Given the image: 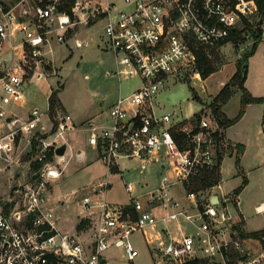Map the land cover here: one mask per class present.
Here are the masks:
<instances>
[{
	"label": "built area",
	"instance_id": "1",
	"mask_svg": "<svg viewBox=\"0 0 264 264\" xmlns=\"http://www.w3.org/2000/svg\"><path fill=\"white\" fill-rule=\"evenodd\" d=\"M259 1L18 0L10 4L0 0V174L9 173L14 179L19 169L24 171L22 181L0 196V264H108L105 252L113 245L122 247L133 261L138 250L130 237L136 232L152 244L158 264L264 261V235L253 238L259 246L252 250L228 208L237 206L238 194H222L212 204L210 195L198 197L203 190L185 187L201 169L219 167L224 157L238 153L226 128L211 109L177 118L176 110L160 113L156 107V94L170 77L198 73L199 48L210 56L226 45L242 43H234L231 35L240 31L245 37L249 27H264ZM98 23L103 36L99 48L113 54L114 74L137 76L141 85L108 107V124H89L88 144L110 172L118 158L143 163L170 159L168 164L160 161L167 172L160 185L141 196L129 195L126 204L105 198L106 178L83 186L86 191L81 195L71 191L68 201L58 200L54 191L66 164L61 165L63 156L55 149L75 128L71 116L63 114L44 135L38 126L41 112L48 110L12 111L25 102L27 80L37 71L46 77L53 47H67L70 42L80 47L79 30ZM262 124L264 137V119ZM29 153L30 159L22 161L21 154ZM177 183L184 189L180 197L172 191ZM124 185L128 193L134 188L131 182ZM69 205L79 209L74 224L62 216ZM180 220L194 233L180 225L178 235L166 228ZM159 224L164 227L154 243L146 229L156 231Z\"/></svg>",
	"mask_w": 264,
	"mask_h": 264
},
{
	"label": "rangeland",
	"instance_id": "2",
	"mask_svg": "<svg viewBox=\"0 0 264 264\" xmlns=\"http://www.w3.org/2000/svg\"><path fill=\"white\" fill-rule=\"evenodd\" d=\"M8 1L13 4L18 0ZM118 2L120 3L121 0ZM248 30L242 43L234 46L226 45L218 52V58L214 62L216 69L206 78H201L199 73L196 74L194 71L184 72L177 78L170 77L156 94V107L159 108L160 113L176 110L177 118H190L198 111L212 110L221 85L230 81L231 73L235 72L239 60L247 63L245 86L249 92L253 95L264 93V27L260 30L262 39L254 53L245 59L254 41L253 30L250 27ZM76 38L81 41L80 47H74L73 42L69 43L71 46L53 47L55 53L52 55L53 61L44 71L46 77H42L38 82L35 81L36 76L29 79L26 91L33 106L36 105L40 110L46 111L45 93L47 89L61 87L58 96L63 106L62 108L56 107L52 120L55 123L59 117L68 113L72 116L76 130L82 136H86L85 131L90 132L88 129L90 123H95L98 126L108 124L107 111L110 102L119 96L132 93L141 85V79L137 76L123 77L114 74L117 65L113 54L99 48L100 41L103 39L102 23L81 28ZM231 90L232 93L235 92L224 104L223 109L229 116L234 117L239 110L241 90L236 86H232ZM262 114V107L258 103H253L247 108L244 120L238 123L236 121L237 124L227 131L228 135L238 133L247 137L246 153L240 164L245 168L244 174L247 176L248 182L239 195L240 210L245 216L247 230L264 226V213L255 212V206L264 202V168L252 171L248 169L258 162L256 154L264 145ZM51 127L52 121L48 113L41 112L38 130L46 132L44 135H47L51 131ZM24 143L28 144L26 139ZM73 155L66 159H60L62 166L68 162L66 165L68 170H63L61 182L58 181L60 183L56 185L58 200L68 201L71 193L69 187H72L71 190L76 189V195H81L86 191L83 186L90 187L106 178V165H102L99 161L74 171L73 168L76 164L73 162ZM31 156V153L21 154V160H29ZM235 158L236 155L227 156L221 162L222 187L226 191L241 184L242 176L236 170ZM118 161L122 176L109 177L111 190L108 193V198L124 201L128 200L129 195L141 196L145 191L157 188L165 176L164 174L167 173L161 167L160 161L168 164L170 159L160 158V161H154V165L151 161L145 164L136 158L123 157L118 158ZM18 173L20 176L16 173L14 179L10 177L9 173L0 174V196L7 193L15 183L22 181L24 171L19 169ZM129 182L134 187L130 193L125 190L124 185ZM177 189H179L178 186ZM210 189L209 187L203 190L198 194V197L208 194L212 191ZM58 190L64 194L58 193ZM67 191L70 192L66 193ZM177 192L180 191L177 190ZM72 208L75 206L73 205ZM130 241L138 250L137 257L130 261L126 258L122 247L113 245L105 252L109 264H156L153 253L142 241L140 233H134L130 237ZM249 243L253 247L258 245V242L254 240H250Z\"/></svg>",
	"mask_w": 264,
	"mask_h": 264
},
{
	"label": "crops",
	"instance_id": "3",
	"mask_svg": "<svg viewBox=\"0 0 264 264\" xmlns=\"http://www.w3.org/2000/svg\"><path fill=\"white\" fill-rule=\"evenodd\" d=\"M247 71H248V67H247ZM233 72L234 71H232V73H231V75L233 74ZM230 75V76H231ZM32 78H35L34 76L32 77ZM45 78V77H44ZM31 79V78H30ZM42 78H35V81L36 82H38V81H40ZM246 80H247V76H246V79H245V82H244V86H245V83H246ZM28 81L29 80H27V82L25 83V85H24V97H25V102H24V104H23V106L21 107V108H19V107H12V111L13 112H15V113H19V114H25V113H27V112H29L32 108H34V107H37L36 105H34L33 106V104L30 102V98H28V96H27V91H26V85H27V83H28ZM225 84V83H224ZM223 84V85H224ZM223 85H221V87L223 86ZM220 87V88H221ZM246 87V86H245ZM220 90V89H219ZM50 91H51V89L49 88V89H47V91H46V93H45V97H46V100H47V109L46 110H48V97H49V94H50ZM249 91V90H248ZM235 92V91H234ZM233 92V93H234ZM253 95V94H252ZM253 96H264V93H261V94H257V95H253ZM60 99V98H59ZM61 101V100H60ZM115 101V99L114 100H112L111 102H110V105L113 103ZM228 101V100H227ZM226 101V102H227ZM225 102V103H226ZM224 103V104H225ZM253 103H255V102H253ZM253 103H248V104H246V106H245V109H244V113H243V115H242V117L237 121V123L238 122H242V120H244V118H245V116H246V110H247V108L249 107V106H251V105H253ZM62 104V103H61ZM224 104H222L221 105V110H222V112L228 117V118H233V117H231V116H229L226 112H225V110L223 109V106H224ZM261 107H262V112H263V110H264V106H263V104H261V103H258ZM109 105V106H110ZM62 106H63V104H62ZM108 106V107H109ZM39 108V107H38ZM68 114V113H67ZM70 115V114H69ZM71 116V115H70ZM71 118H72V116H71ZM262 119H263V114H262ZM237 123H235V124H232V125H230V126H228V127H226V129H225V134H226V136L230 139V140H232L234 143H236V144H242L243 145V152L240 154V161L242 162V159L244 158V155H245V153H246V141H247V137L245 136V135H243V134H233V133H230L229 135H228V133H227V131H228V129H230L232 126H234V125H236ZM83 133V132H82ZM85 133H87L86 134V136H82L81 135V133H79V131H77L76 130V128H74L73 129V131H69L68 133H67V135H66V137H65V141L66 142H64V144H66V149H65V152H64V154L62 155L63 157H62V159H66V158H68V156H71L72 154H74L73 155V162L76 164V166H75V168H73V170L74 171H77V170H79V169H82V168H84V167H86V166H89L90 164H92L93 162H96V161H99V162H101L102 163V165H103V162L98 158V153H97V150L93 147V146H91L90 144H88V142H87V138H88V136H89V132H86L85 131ZM236 135V136H235ZM227 157V156H226ZM225 158V157H224ZM223 158V159H224ZM71 159V158H70ZM222 159V160H223ZM256 161H258L256 164H254V166H252L251 168H248V169H250L251 171L252 170H261L262 168H264V145L260 148V150L258 151V153L256 154ZM222 162V161H221ZM73 163V164H74ZM146 164V163H145ZM155 164V162H153L152 163V165H154ZM66 165H68V162L66 163ZM65 165V168H64V170H68V166H66ZM74 166V165H73ZM239 166H240V168H239V170H240V175L242 176V175H245L244 173H245V168H244V166H242L240 163H239ZM67 167V168H66ZM117 172H110L108 169H106V167H105V170L107 171L106 172V179H107V181H108V183L110 184V182H109V177L111 176H117V175H121V169H120V165H119V161H118V165H117ZM237 170V169H236ZM219 171H220V176H221V163H220V166H219ZM238 172V171H237ZM65 174V173H64ZM165 176H166V173L164 174ZM66 176V175H65ZM122 176V175H121ZM245 177L247 178V176L245 175ZM241 181H242V179H241ZM61 182V181H60ZM59 182V183H60ZM247 182H248V180H247ZM58 183V184H59ZM108 184V187H107V189H106V191H105V198L109 201V202H112V203H117V204H126L127 202H128V200H124V201H116V200H114V199H110V198H108V193L110 192V190H111V188H110V185ZM133 185V184H132ZM177 186L179 187V189H177ZM245 186V185H244ZM244 188V187H243ZM69 189H70V191H73V190H76V189H73V190H71L72 189V187H69ZM234 189L235 188H233V189H230L229 191H226V190H224L223 189V187H222V177L220 178V182H219V184L217 185V186H213V187H211V189L210 190H212L211 192H209L208 194H206V195H210L209 197L211 198L213 195H217L218 197H220L222 194L224 195V194H231V193H234ZM177 190L178 191H180L179 193L177 192ZM182 190H184L183 189V186L180 184V183H177L173 188H172V191L174 192H172L173 194H175V195H178L179 197L181 196V194H182ZM70 191H67L66 193H68V192H70ZM176 191V192H175ZM55 195H56V197H57V190H56V187H55ZM60 192V194H64V193H61V190H58V193ZM241 192V191H240ZM239 195H240V193L237 195L238 196V203H237V206L235 205V204H233V205H231V204H229L228 205V208H229V210L233 213V218H234V220L236 221V222H238V225L239 226H241V229H242V231L244 232V233H250V232H253V231H258V230H264V226H261V227H258V228H256V229H254V230H247L246 229V219H245V216H244V214L242 213V211L240 210V197H239ZM128 198H129V196H128ZM72 206L73 205H69V206H67V208H65V209H63L64 210V212L62 213V216L64 217V218H67L68 219V221H67V223H69V224H74L75 223V217H76V215H77V212H78V210L79 209H77L76 207L75 208H72ZM260 207H264V202H261V203H259L258 205H256L255 206V212L256 213H264V211H261V212H258L257 211V209L258 208H260ZM177 225H180V227L181 228H183V229H186L187 231H189V232H193L194 233V230L190 227V225L189 224H187V223H185L184 221H182V220H180V221H178V223H176V222H169V223H167L166 224V228H168L170 231H171V233L172 234H179V231H178V228H177ZM164 227V224H159V225H157V227H156V231L154 230V229H152L151 227H148L147 229H146V231H147V234H148V236H147V238L149 239L150 237H152V241H154V243H156V240H155V237L158 235V233H157V231H159V230H162V228ZM189 229H191V230H189ZM163 232V231H162ZM141 239H142V241L147 245V247H148V249L150 250V252L152 253V250H151V248H152V244L150 245V244H148V243H146L145 241H144V239H143V237H142V234H141ZM246 240H248V244H249V246L252 248V250H255V251H257L258 250V245H256L255 247H253L249 242H250V240H254V241H258V239H253V238H246ZM106 256V255H105ZM106 258L108 259V257L106 256ZM264 262V261H263ZM262 262V263H263ZM109 264V263H108ZM156 264H158L157 262H156Z\"/></svg>",
	"mask_w": 264,
	"mask_h": 264
},
{
	"label": "trees",
	"instance_id": "4",
	"mask_svg": "<svg viewBox=\"0 0 264 264\" xmlns=\"http://www.w3.org/2000/svg\"><path fill=\"white\" fill-rule=\"evenodd\" d=\"M259 12L261 14H264V0H260L259 1ZM261 29H256L252 31V35H253V44L251 46V49L249 51V53L246 54L245 59H248L249 56H251L258 43L260 42V40L262 39V35L260 32ZM234 43H239V42H243V37L241 36V32H237L234 35H231V37ZM218 58V52H213L210 56L206 55V53H204L202 48H199L196 51V63H197V71L199 73V75L201 76V78H206L208 75H210L211 73H213L216 69V67L214 66V62L216 61V59ZM247 76V63H243V61H238L237 62V66H236V70L235 72L232 74L230 81H228L227 83H225L220 90L218 91L216 97H215V101L216 103H214L212 105V111L214 112V114L216 115V117L219 119V122L226 128L232 124H234L236 121H238L243 113H244V109L246 104L248 103H261L264 106V96H253L248 89L244 86V82ZM232 86H236L238 89L241 90V96H240V106H239V110L238 113L233 117V118H228L221 110V105L224 104L233 94L231 87ZM61 87L58 88H52L50 87L51 91L48 97V115L52 121L53 124L54 120H52V115L55 113L56 111V107L59 106L62 108V104L61 101L59 99L58 96V91ZM263 119H264V110H263ZM237 149H238V153L236 154V158H235V167L238 171V174L240 173V154L243 152V145L242 144H236ZM52 155V153H49L47 158H50ZM41 163V161H38L35 163V166H39ZM111 172H117V168H113L111 170ZM220 171H219V167L218 165H214L212 167H205L203 169H201L199 171V173L193 175L192 177L189 178L188 182L185 183V187L186 189L190 190V191H201V190H205L209 187H212L214 185L219 184L220 182ZM247 184V178L245 177V175H242V181L241 184L236 187L234 189V193L235 194H239L240 191L243 189L244 185ZM240 225V224H239ZM237 225L236 227L238 228L240 235L243 238H260L264 235V230H258V231H253L250 233H244L242 231V229L240 228V226ZM81 226H83L82 224L79 225L78 228H80ZM191 264H200L202 263V261L199 260H194L192 262H190Z\"/></svg>",
	"mask_w": 264,
	"mask_h": 264
},
{
	"label": "water",
	"instance_id": "5",
	"mask_svg": "<svg viewBox=\"0 0 264 264\" xmlns=\"http://www.w3.org/2000/svg\"><path fill=\"white\" fill-rule=\"evenodd\" d=\"M65 149H66V144H61L60 146H58L56 149H55V153L59 156L63 155L64 152H65ZM210 201L212 204H217L218 203V196L217 195H213L211 198H210Z\"/></svg>",
	"mask_w": 264,
	"mask_h": 264
},
{
	"label": "bare ground",
	"instance_id": "6",
	"mask_svg": "<svg viewBox=\"0 0 264 264\" xmlns=\"http://www.w3.org/2000/svg\"><path fill=\"white\" fill-rule=\"evenodd\" d=\"M35 76H36L37 78H42V76L39 75V72H38V71H37V73L35 74Z\"/></svg>",
	"mask_w": 264,
	"mask_h": 264
}]
</instances>
